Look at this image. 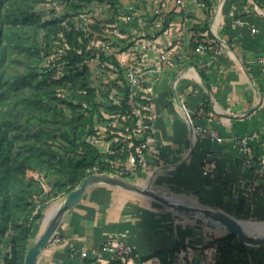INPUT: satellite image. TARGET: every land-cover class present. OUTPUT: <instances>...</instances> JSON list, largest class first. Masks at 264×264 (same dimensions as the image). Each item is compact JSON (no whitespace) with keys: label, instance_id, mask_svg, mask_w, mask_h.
<instances>
[{"label":"crops","instance_id":"1","mask_svg":"<svg viewBox=\"0 0 264 264\" xmlns=\"http://www.w3.org/2000/svg\"><path fill=\"white\" fill-rule=\"evenodd\" d=\"M117 1L124 15L113 30L118 39L111 54L126 70L155 71L152 90L144 93L149 108L143 116L151 124L144 162L134 168L127 159L116 165L117 175L239 222L264 219V196L248 203L247 184L240 182L254 181L264 190V171L250 170L237 144L253 136L255 160L264 159V0H184L181 6L173 0ZM128 14L145 24L127 22ZM213 38L222 46L219 55L195 51ZM160 50L171 66L160 62ZM196 128L215 131L219 140L200 137ZM105 131L89 139L102 153L110 152L112 141L107 126ZM222 229L135 192L97 185L63 215L36 264H111L110 252L99 253L113 238L133 249L116 264H159L158 254L175 248L184 253L178 264H216L209 235H228ZM249 251L250 264H264V246Z\"/></svg>","mask_w":264,"mask_h":264},{"label":"trees","instance_id":"2","mask_svg":"<svg viewBox=\"0 0 264 264\" xmlns=\"http://www.w3.org/2000/svg\"><path fill=\"white\" fill-rule=\"evenodd\" d=\"M41 1L0 0V264H24L45 201L67 195L95 172L118 174L116 165L142 141L132 109L144 115L149 104L141 91L130 95L127 70L113 54L89 47L83 32L61 19L43 20L35 12ZM93 1L67 0L74 12ZM94 60L117 75L105 92L93 84ZM101 125L112 140L107 153L89 140ZM213 241L216 264H250V249L235 235ZM174 250L159 253V264H171Z\"/></svg>","mask_w":264,"mask_h":264},{"label":"built area","instance_id":"3","mask_svg":"<svg viewBox=\"0 0 264 264\" xmlns=\"http://www.w3.org/2000/svg\"><path fill=\"white\" fill-rule=\"evenodd\" d=\"M174 3L178 6H181L184 2V0H173ZM195 2L201 3L202 5H205V0H193ZM127 22H131L135 20L139 24H145V21L141 17H133V14H128L124 18ZM237 23L241 25V21L237 20ZM212 49L213 55L217 56L222 51V46L218 43V41L213 38L208 43H200L196 46L195 51L196 52H204L206 50ZM159 60L162 64L171 66L172 61L168 57L165 50H160L159 54ZM155 75V71L153 68H145L143 70L141 69H127L125 73V77L127 80V84L130 89V95L134 96L137 92L141 91L143 93H150L152 90L151 86V80ZM149 104L144 109H148ZM132 114L135 116H138V120L135 125V132L137 134H141L144 139L142 138L141 143L138 146L137 152L135 154H130L128 161L129 163L134 167L137 168L141 163L144 162L145 156H144V150L147 146V139L149 137L150 131H151V124L148 120V117L143 116L138 111V108L132 109ZM143 119H147V123L144 122ZM188 122L192 124L191 119L189 116H187ZM194 130V129H193ZM195 131L197 134L202 138H209L210 140H219V137L217 133L213 130H204L202 128H196ZM253 141V136H245L242 138H239L237 140L238 147L240 151L243 153L244 156V164L250 169L256 172L257 174L261 171H264V159L259 158L258 162H256V158L254 153L252 152L251 143ZM121 176V174H120ZM243 184H247L248 192L245 196L246 201L248 203H252L256 197V195L261 194L264 196V190L258 189L257 185L254 181H246L241 180L240 181ZM214 238L212 235H209V243H210V250L211 252L218 257L219 256V247L216 242L213 241ZM103 252H110V260L111 261H120L125 260L132 256L133 249L132 246H130L125 240L121 238H113L105 241L101 247L99 255ZM184 253L181 250H174L172 254V263L171 264H178L179 259L182 257Z\"/></svg>","mask_w":264,"mask_h":264},{"label":"water","instance_id":"4","mask_svg":"<svg viewBox=\"0 0 264 264\" xmlns=\"http://www.w3.org/2000/svg\"><path fill=\"white\" fill-rule=\"evenodd\" d=\"M97 185H108L135 192L167 206L179 214L187 216L197 224L210 228H224L228 234L236 236L239 245L243 248L250 249L264 246V233L256 234L247 232L239 221L220 210L202 209L191 206L174 199L170 195L155 192L148 187L138 186L131 180L117 174L94 173L86 177L78 187L65 195L60 201L50 221L38 239L30 246L24 264H36L38 262L43 249L54 235L63 215L80 200L89 188Z\"/></svg>","mask_w":264,"mask_h":264},{"label":"rangeland","instance_id":"5","mask_svg":"<svg viewBox=\"0 0 264 264\" xmlns=\"http://www.w3.org/2000/svg\"><path fill=\"white\" fill-rule=\"evenodd\" d=\"M122 7L117 0H94L89 5H83L82 9L78 12L71 11L68 8L67 0H42L36 7L35 12L41 16L43 20L61 19L62 24L65 26H74L83 32L84 36L88 40L89 47L96 48L100 52L111 54L114 52L113 47L116 45L118 36L113 32L114 28L119 22L123 14L121 12ZM113 19L115 23L109 24L108 20ZM95 29H92L91 27ZM89 66L92 69V81L94 86L105 92L106 86L109 82L114 81L117 77L113 71H109V67L106 64H99L97 60L89 62ZM112 70V68H111ZM104 125H101L100 131L106 134ZM95 172V171H94ZM98 173V172H95ZM28 176H33L36 179L38 175L36 173H28ZM45 192H48V188L44 186ZM64 198L57 197L45 201L46 207L43 210L41 219L34 225L31 236V243H34L40 234L42 219L45 213L60 203ZM36 202H40L41 199H35ZM241 221V220H240ZM242 222H264V219L247 220ZM223 232H227L224 228Z\"/></svg>","mask_w":264,"mask_h":264},{"label":"bare ground","instance_id":"6","mask_svg":"<svg viewBox=\"0 0 264 264\" xmlns=\"http://www.w3.org/2000/svg\"><path fill=\"white\" fill-rule=\"evenodd\" d=\"M174 199H176V198H174ZM56 208H57V205L53 206L52 208H50L45 213V215H44V217L42 219V222H41V227H40L41 232L44 230V228L46 227V225L50 221V219L53 216ZM240 224L247 230V232L256 233V234L264 233V222H261V223H257V222H254V223H252V222H240Z\"/></svg>","mask_w":264,"mask_h":264}]
</instances>
